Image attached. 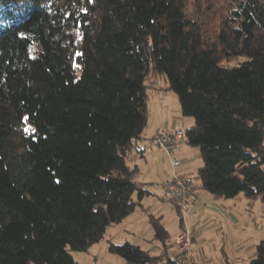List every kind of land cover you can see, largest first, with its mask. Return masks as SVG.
Segmentation results:
<instances>
[{
	"label": "trees",
	"instance_id": "16d2710c",
	"mask_svg": "<svg viewBox=\"0 0 264 264\" xmlns=\"http://www.w3.org/2000/svg\"><path fill=\"white\" fill-rule=\"evenodd\" d=\"M187 3L0 0V264H78L72 251L141 205L150 190L129 156L159 80L193 119V188L264 204V0H228L214 30ZM150 222L162 253L108 251L176 264L161 217ZM252 250L245 264H264V239Z\"/></svg>",
	"mask_w": 264,
	"mask_h": 264
},
{
	"label": "rangeland",
	"instance_id": "374dc122",
	"mask_svg": "<svg viewBox=\"0 0 264 264\" xmlns=\"http://www.w3.org/2000/svg\"><path fill=\"white\" fill-rule=\"evenodd\" d=\"M227 3L228 0H188L187 7L189 12L193 15H197L200 12L203 13L204 11V16L210 18V28L214 30L217 28L218 23L216 22L218 21L220 14L225 12L228 8ZM161 84L164 85L163 82H161ZM166 91L173 98L175 111H179L176 94L167 87ZM176 114L181 115L179 112ZM182 117L190 118L188 116ZM196 164L197 163H192L191 167L193 170L198 166ZM165 177H169V175H167V173H162L159 178L162 179ZM159 178L157 180H160ZM243 211L246 214L240 217L237 224L227 225L220 223L221 225H208L207 227H204L201 233L203 236H207V241L202 244L204 250L202 251L201 256L198 254V248L193 245V240L197 239V229L195 230L191 228L190 247L192 248V252L187 254V257L183 260L184 263H180L225 264V254L223 253L225 252L228 258L234 261L235 264H245L251 254V247L249 246L264 238V220L263 222L261 220H259L260 222L257 221L258 224L256 221L254 223L252 221L250 222L248 219V212H246L245 209H243ZM190 213H186V220H188L189 228L191 227L189 222ZM150 214L154 216L161 215V220L170 233L168 254L172 258L175 257L178 255V248L174 243V238L175 235L180 232L179 213L175 206L169 201L152 198L151 196L146 195L143 197L140 206H137L135 210L126 216L121 222L114 224L107 229L104 237L98 244L99 251L97 253H94L92 248L88 250V252H85L86 250L72 251L74 258L79 262L78 264H124L121 257L108 252L106 244L107 239L110 236L112 241L116 243L130 241L131 243L140 245L142 248L150 250L153 254H160V242L153 239V226L150 222ZM238 215L240 214H237V216ZM257 216L260 217L259 214ZM251 219H253V217ZM204 222L207 223L208 221L205 220ZM95 255L98 256L97 259H95ZM197 256L200 257L197 258Z\"/></svg>",
	"mask_w": 264,
	"mask_h": 264
},
{
	"label": "crops",
	"instance_id": "0c3cea01",
	"mask_svg": "<svg viewBox=\"0 0 264 264\" xmlns=\"http://www.w3.org/2000/svg\"><path fill=\"white\" fill-rule=\"evenodd\" d=\"M161 82L163 81L159 80V82L154 87L148 89V120L139 141L140 151H133L129 156L130 163L136 164L139 168V172L136 177L137 181L147 184L150 190V194L148 195L156 199L159 198H157V196L154 194V189L151 184L157 181L162 173H167V175H171L172 173L192 175L195 177L194 185L197 186L199 183L197 179V170L202 163L198 148L189 145L187 142H183L174 149L173 156L181 159V163L174 167H172L170 164L168 158L169 156L162 149H159L151 144L152 136L160 128H171L174 124L180 123L182 129L184 130L193 124L192 118H184L182 115L176 114L178 112L180 113V108L179 111H175L173 98L166 91L165 83L163 82V85ZM192 163H197L196 165H198L196 166L195 170H193L191 167ZM195 191L197 192L199 198L203 201V204L198 207V210L195 214L189 212V222L191 224L190 229H197V239L193 240V245L198 248L197 251L200 256L204 250L202 244L207 241V236H203L201 233L204 227H207L208 225L215 226L220 223L227 225L237 224L240 220V217L246 214L243 209L248 212V219L250 222L252 221L254 223L255 221L257 222L259 220L263 222L264 220V204L260 202H254L252 205H250L241 195L230 199H223L214 198L208 192L199 187H195ZM141 201H143V198ZM186 213L184 220L188 225ZM237 214L240 215L237 216ZM258 214L260 217L257 216ZM252 217L253 219H251ZM205 220L208 222L205 223ZM109 240L112 241L111 236L107 239V250ZM99 242L91 245L85 252H88V250L92 248L94 253H97L99 251ZM254 243L249 246L251 247V254L253 253L252 245ZM223 253L226 255V257H228L225 252ZM200 256H197V258ZM97 257L98 256L95 255V259H97Z\"/></svg>",
	"mask_w": 264,
	"mask_h": 264
},
{
	"label": "built area",
	"instance_id": "2783aa9c",
	"mask_svg": "<svg viewBox=\"0 0 264 264\" xmlns=\"http://www.w3.org/2000/svg\"><path fill=\"white\" fill-rule=\"evenodd\" d=\"M183 142H187V139L183 134L180 123L174 124L171 128L158 129L151 138V144L162 149L169 156L172 167L181 163V159L173 156V152ZM194 180L195 177L192 175L172 173L169 177L152 183L157 198L169 201L180 208L183 223L180 232L174 238V243L178 248V255L173 257L176 264L184 263L183 260L187 257V254L192 252L190 247L191 229L184 220L185 213L195 214L198 207L203 204L193 188Z\"/></svg>",
	"mask_w": 264,
	"mask_h": 264
}]
</instances>
